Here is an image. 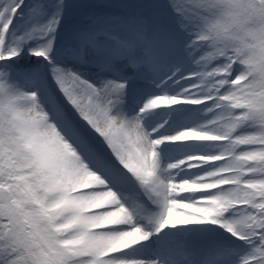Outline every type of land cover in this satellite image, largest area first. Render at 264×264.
<instances>
[{
    "label": "snow or ice",
    "instance_id": "1",
    "mask_svg": "<svg viewBox=\"0 0 264 264\" xmlns=\"http://www.w3.org/2000/svg\"><path fill=\"white\" fill-rule=\"evenodd\" d=\"M0 264H264V0H0Z\"/></svg>",
    "mask_w": 264,
    "mask_h": 264
}]
</instances>
